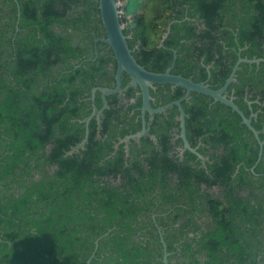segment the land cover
<instances>
[{"label":"trees","instance_id":"trees-1","mask_svg":"<svg viewBox=\"0 0 264 264\" xmlns=\"http://www.w3.org/2000/svg\"><path fill=\"white\" fill-rule=\"evenodd\" d=\"M17 2L19 18L13 0H0V264H86L92 255L90 264H163L160 234L168 264H264V145L257 162L240 117L191 92L181 103L185 136L204 163L175 152L176 106L154 116L155 143L115 148L140 131L142 101L133 89L128 105L109 95L99 125L92 118L86 128L91 90L114 88L117 66L95 43L106 36L98 0ZM120 22L147 71L163 73L175 53L172 74L212 89L239 57L264 59V0H126ZM235 80L226 96L255 114L264 141V62L240 64ZM154 87L152 108L185 94Z\"/></svg>","mask_w":264,"mask_h":264},{"label":"water","instance_id":"water-1","mask_svg":"<svg viewBox=\"0 0 264 264\" xmlns=\"http://www.w3.org/2000/svg\"><path fill=\"white\" fill-rule=\"evenodd\" d=\"M17 6V17L19 18V6L17 0H13ZM118 1L116 0H98V9L100 13L101 22L105 31V38L96 39L95 43L101 42L108 45L114 55L116 60V73H115V86L114 88H94L92 89V96L91 99L94 100V95L97 91L101 93V98L103 102V107L99 111H93L92 114L87 117L84 122L86 128L88 123L95 115H100L102 110L106 107L105 97L113 94H117L121 97L125 91L129 88L138 87L140 90L141 95V118H142V127L141 130L135 134L130 136H126L124 139L121 140V143H127L130 139L139 140L141 137H144L148 134V129L146 128V121H145V114L153 115L157 113L165 112L168 108L172 106H176L178 110V122H179V138L182 140L183 144V151L189 150L191 153L197 155L199 159L204 160L202 156H200L195 149L191 148L189 143L186 140L185 136V112L181 103L183 101H187L190 97L191 92H195L198 94H202L207 96L213 100V102H219L231 109L232 112L236 113L240 119L241 124L245 125L247 129L253 134L258 146V158L257 162L261 158L262 148L264 145V141L259 139V134L261 131L255 130L251 125V118L255 117V114H251L249 117H246L244 113L239 109V107L234 103V97H227L226 92L227 88L231 83H234L236 72L239 69V65L242 63L248 64H259L260 62H264V59H245V58H238L234 63L232 70L224 82V84L218 89L210 88L206 82H193L189 78L182 77L180 75H174L171 73L172 68L174 66L175 61V53L173 56V62L171 65L163 72V73H154L147 71L143 66L138 64L134 57L131 54V50L129 49L126 43V37L123 34V25L120 22V17L122 15V10L118 8ZM170 27H167V33L169 32ZM166 33V35H167ZM164 36V38L166 37ZM163 38V39H164ZM163 42V41H162ZM161 42V45H162ZM125 73L130 81L127 86L122 88L121 83V76ZM154 85H171L173 87H181L185 90V94L176 101H173L163 107H159L153 109L150 105L151 97L149 90L153 88ZM248 105H251V102H247ZM99 118L97 117V120ZM264 130V126H263ZM88 131L86 130L85 138L82 140L80 144H78L74 150L82 148L85 142L87 141ZM151 138H153L151 136ZM161 244L163 247V264H168V253L166 251V245L164 240L161 237ZM93 255L87 260L86 264H90Z\"/></svg>","mask_w":264,"mask_h":264},{"label":"flooded vegetation","instance_id":"flooded-vegetation-1","mask_svg":"<svg viewBox=\"0 0 264 264\" xmlns=\"http://www.w3.org/2000/svg\"><path fill=\"white\" fill-rule=\"evenodd\" d=\"M123 28H124V26H123ZM161 45V44H160ZM95 57H97V54H95ZM116 68H117V66H116ZM115 73H116V71H115ZM122 76H123V74H122ZM122 76H121V83H122ZM114 79H115V75H114ZM129 81H130V79H129ZM129 83V82H128ZM128 83L125 85V86H127L128 85ZM95 88H97V87H95ZM100 88H103V87H100ZM122 88H124V87H122ZM94 89V88H93ZM129 89H133V90H136L135 91V95L136 96H138V95H140V90L138 91V87H131V88H129ZM128 89V90H129ZM150 89H153V90H156V87H153V88H150ZM127 90V91H128ZM127 91H125L124 92V94L121 96V97H119L118 96V98H119V107L121 106V105H128L129 103H132L134 100H126V98H125V93L127 92ZM97 92H99V91H97ZM96 92V93H97ZM91 93H92V90H91ZM96 93H95V95H94V100H92L91 99V96H92V94L90 95V98H89V100L91 101V114H92V112L95 110V111H99V110H101V108L103 107V102H102V98H101V93H100V99H101V102H102V107L100 108V109H97L96 108V106H95V97H96ZM149 93H150V90H149ZM141 96V95H140ZM107 97V96H106ZM106 97H105V101H106ZM151 97V96H150ZM153 99H152V97H151V101H152ZM154 101V100H153ZM165 106V105H164ZM160 107H163V106H160ZM173 107V106H172ZM172 107H170V108H172ZM107 108V102H106V107L103 109V110H105ZM141 108V107H140ZM140 108H139V114H138V116L136 117V120L137 119H140V121H141V127H142V118H141V111H140ZM159 108V107H158ZM170 108H168L165 112H162V113H157V114H163L164 115V118H167L168 116H169V113L167 112ZM153 109H156V108H153ZM103 110H102V112H103ZM102 112H101V114L100 115H95V116H93L92 118H95L96 120H97V117L99 118L98 120H97V124L99 125V123H100V118H101V116H102ZM133 112H134V110H131V112H130V115H132L133 114ZM90 114V115H91ZM147 114V113H146ZM146 114H145V121H146V128L149 130V127H150V124H151V122L153 121V119H154V116L156 115V114H153L152 116L151 115H149V114H147L148 115V117H147V120H146ZM89 115V116H90ZM88 116V117H89ZM86 119V118H85ZM173 119L175 120V121H178V116H174L173 117ZM148 121V122H147ZM178 128H179V124H178ZM141 130V129H140ZM130 136V135H129ZM146 136H149V138L155 143V138H154V136H152V135H149V131H148V134L146 135ZM146 136H144V137H146ZM151 136L153 137V138H151ZM171 142H172V144H173V146H174V148H175V152H177L178 153V156L179 157H182V155H183V153H184V151L182 152V150H183V144H182V146L181 147H179V146H177L176 145V140H177V138H179V133L177 134V129L176 128H173L172 129V132H171ZM125 138V137H124ZM123 138V139H124ZM141 138H143V137H141ZM140 138V139H141ZM139 139V140H140ZM121 140L122 139H120L115 145H114V147L115 148H117V146L119 145V144H122L121 143ZM130 140H133V141H135L137 144L139 143V140H134V139H130ZM129 140V141H130ZM128 141V142H129ZM128 142L127 143H124L125 145H124V147H125V151L127 152L128 151ZM206 159L204 158V160H201V162L202 163H204V161H205ZM160 237H162V235L160 234Z\"/></svg>","mask_w":264,"mask_h":264},{"label":"rangeland","instance_id":"rangeland-1","mask_svg":"<svg viewBox=\"0 0 264 264\" xmlns=\"http://www.w3.org/2000/svg\"><path fill=\"white\" fill-rule=\"evenodd\" d=\"M125 2H126V0H119V1H118V4H119V5H118V8L122 10V9H123V6H124V4H125Z\"/></svg>","mask_w":264,"mask_h":264}]
</instances>
